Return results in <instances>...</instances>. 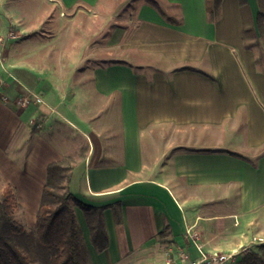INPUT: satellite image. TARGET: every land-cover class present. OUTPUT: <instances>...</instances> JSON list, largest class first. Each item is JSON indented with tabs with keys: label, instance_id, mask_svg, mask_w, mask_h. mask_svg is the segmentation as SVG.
Returning <instances> with one entry per match:
<instances>
[{
	"label": "crops",
	"instance_id": "0c3cea01",
	"mask_svg": "<svg viewBox=\"0 0 264 264\" xmlns=\"http://www.w3.org/2000/svg\"><path fill=\"white\" fill-rule=\"evenodd\" d=\"M11 1L0 0V200L10 184L13 218L33 227L47 165L74 155L70 192L106 206L108 245L89 244L93 264H192L197 245L232 254L223 264L260 252L252 241L264 237L257 0H222L213 19L206 0H56L37 23L35 0L22 13ZM75 8L89 18L66 49L55 27ZM29 93L43 102H16ZM116 201L120 223L109 207Z\"/></svg>",
	"mask_w": 264,
	"mask_h": 264
},
{
	"label": "trees",
	"instance_id": "16d2710c",
	"mask_svg": "<svg viewBox=\"0 0 264 264\" xmlns=\"http://www.w3.org/2000/svg\"><path fill=\"white\" fill-rule=\"evenodd\" d=\"M159 7L156 0H147ZM222 0H206L210 19L217 15ZM246 4V0H240ZM258 24L264 20V0H257ZM76 156L67 155L47 165L36 222L31 228L13 218L17 206L13 187L6 184L0 200V264H93L89 244L97 251L108 245L103 211L106 206L86 204L68 188ZM84 215L89 237L85 238L75 208ZM115 221H122L119 201L109 204ZM235 264H264V244L260 252L245 251Z\"/></svg>",
	"mask_w": 264,
	"mask_h": 264
},
{
	"label": "rangeland",
	"instance_id": "374dc122",
	"mask_svg": "<svg viewBox=\"0 0 264 264\" xmlns=\"http://www.w3.org/2000/svg\"><path fill=\"white\" fill-rule=\"evenodd\" d=\"M29 0H12L11 4L12 7L19 9L22 13V9L27 5V2ZM35 3L38 5L36 8V15L38 18L34 20V23H37L40 19L39 16L42 14V12L48 8L47 6H54L56 4V0H35ZM54 13H56V9H53ZM58 14V12H57ZM55 14V16L57 15ZM91 15V14H89ZM88 13L84 10H74V12L70 15H66L65 17H62L59 22L56 23V30H59L58 32V43L57 45L64 47V48H71L72 45L75 42L80 41L82 39V33H79V29L85 26V21L89 18L87 17ZM94 18H91L90 21L93 22ZM92 40V39H91ZM87 42V52H94L93 42L92 41ZM84 43V42H83ZM56 44V43H55ZM80 48V47H79Z\"/></svg>",
	"mask_w": 264,
	"mask_h": 264
},
{
	"label": "built area",
	"instance_id": "2783aa9c",
	"mask_svg": "<svg viewBox=\"0 0 264 264\" xmlns=\"http://www.w3.org/2000/svg\"><path fill=\"white\" fill-rule=\"evenodd\" d=\"M9 36H12V33H9ZM3 41V37L0 36V42ZM0 69L5 70V66L0 58ZM5 86V80L2 76V74L0 73V92L3 91ZM2 99L3 100H8V96L4 93H2ZM30 99L34 100L37 103H42L43 102V98L36 94V93H29L27 96H21L19 98H17L16 102L20 105H27L30 102ZM253 242H259L261 244H264V237L263 236H254L252 238ZM199 252H200V259L192 262V264H223L225 261H227L228 259L231 258L232 254H228V253H219V252H211V253H207L204 252L201 249V246L197 245ZM169 264H172L171 262Z\"/></svg>",
	"mask_w": 264,
	"mask_h": 264
}]
</instances>
